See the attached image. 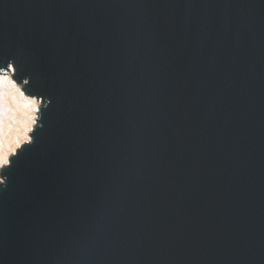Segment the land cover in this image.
<instances>
[{
    "label": "water",
    "instance_id": "water-1",
    "mask_svg": "<svg viewBox=\"0 0 264 264\" xmlns=\"http://www.w3.org/2000/svg\"><path fill=\"white\" fill-rule=\"evenodd\" d=\"M3 63L0 264H264V0H0Z\"/></svg>",
    "mask_w": 264,
    "mask_h": 264
},
{
    "label": "bare ground",
    "instance_id": "bare-ground-1",
    "mask_svg": "<svg viewBox=\"0 0 264 264\" xmlns=\"http://www.w3.org/2000/svg\"><path fill=\"white\" fill-rule=\"evenodd\" d=\"M13 74L8 73L12 81ZM39 105L40 100L26 96L16 83L12 86L0 82V152L10 157L23 144L30 142L26 137H30L37 124Z\"/></svg>",
    "mask_w": 264,
    "mask_h": 264
},
{
    "label": "snow or ice",
    "instance_id": "snow-or-ice-1",
    "mask_svg": "<svg viewBox=\"0 0 264 264\" xmlns=\"http://www.w3.org/2000/svg\"><path fill=\"white\" fill-rule=\"evenodd\" d=\"M16 68L17 66L13 63L0 64V82L10 83L12 84V86H15V82L11 80L8 73H15ZM23 83L27 84L28 81L24 80ZM36 110L38 111L39 109ZM29 131H31V129H29ZM26 139H28L29 141L31 140L30 137H26ZM17 147H19V144L17 145ZM12 163L13 162L10 161L7 153L0 152V169H8ZM0 175H4V173L0 172Z\"/></svg>",
    "mask_w": 264,
    "mask_h": 264
},
{
    "label": "rangeland",
    "instance_id": "rangeland-1",
    "mask_svg": "<svg viewBox=\"0 0 264 264\" xmlns=\"http://www.w3.org/2000/svg\"><path fill=\"white\" fill-rule=\"evenodd\" d=\"M2 182L1 178H0V183Z\"/></svg>",
    "mask_w": 264,
    "mask_h": 264
}]
</instances>
